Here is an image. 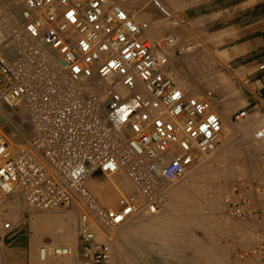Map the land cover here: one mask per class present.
I'll use <instances>...</instances> for the list:
<instances>
[{
    "label": "built area",
    "instance_id": "built-area-1",
    "mask_svg": "<svg viewBox=\"0 0 264 264\" xmlns=\"http://www.w3.org/2000/svg\"><path fill=\"white\" fill-rule=\"evenodd\" d=\"M149 1L173 27L186 24L160 0ZM18 3V22L10 20L0 36V99L24 106L32 132L16 148L0 132V228L10 227L3 212L17 188L38 210L75 205L79 264H112L111 244L98 239L95 226L110 230L154 213L161 184L217 148L223 123L212 107L214 90L192 95L179 87L167 54L174 36L151 39L149 23L115 0ZM245 116L240 110L233 120ZM253 136L264 139V125ZM96 172L124 174L142 200L120 196L116 207L104 206L86 185ZM233 196L231 214L253 212L247 189L236 187ZM39 249L41 259L72 252L67 245ZM247 256L264 263V227L240 254Z\"/></svg>",
    "mask_w": 264,
    "mask_h": 264
},
{
    "label": "rangeland",
    "instance_id": "rangeland-1",
    "mask_svg": "<svg viewBox=\"0 0 264 264\" xmlns=\"http://www.w3.org/2000/svg\"><path fill=\"white\" fill-rule=\"evenodd\" d=\"M125 1L132 9V18L149 23L148 35L151 39L174 36L175 44L168 49L172 67L169 71L177 76L176 83L187 89V93L196 95L208 90L217 92L227 85H233L234 81L241 86L246 85L244 76L229 69L222 54L211 52L202 36L194 33L189 24L173 27L149 0ZM160 1L176 15L181 12L187 16L182 12L184 5H170L164 0ZM20 7L16 0L0 3L1 38L7 34L10 20L18 22L17 11ZM6 8L13 12L10 18L8 15L5 17ZM195 66L199 69L196 70ZM21 109L11 108L0 99V112L6 117L12 113L19 115L18 122L3 116L0 119V127H4V132L10 136H6V140L12 148L26 144L32 132V126ZM256 128H253L252 123L239 126L238 132L234 133V147L226 148L219 143L215 151L199 158L198 165L196 162L174 182L161 184V200L154 213H138L123 227L113 229L112 264H264L256 256L240 257L243 251L255 245L256 231L264 227V179L260 180L264 178V140L254 138L252 134ZM3 129L0 128L2 132ZM189 172H194L195 176H189ZM105 175L108 174L96 172L87 179L86 185L107 206L90 185L91 178L101 182ZM118 175V184L127 182L130 194H119L120 191L113 190L115 207L120 196L132 197L140 202L142 197L135 185L124 174ZM236 187L239 190L247 189L250 209L253 211L250 215L230 213L229 200L234 197L233 189ZM185 189L188 192H181ZM80 211L78 206L35 209L24 201L17 188L5 204L2 222H9L10 227L0 228V250L6 251L10 247L7 245L10 238H22L25 245L22 254L11 256L5 252L6 256L1 257L2 260H11L15 264H43L45 261L38 257L39 248L62 244L72 249L71 255L64 256L69 259L68 264H79ZM68 217L72 223L71 239L65 240L60 234L64 220ZM97 230L102 233L100 229ZM171 231H175L177 236L167 239ZM98 239L102 240V237L99 235Z\"/></svg>",
    "mask_w": 264,
    "mask_h": 264
},
{
    "label": "crops",
    "instance_id": "crops-1",
    "mask_svg": "<svg viewBox=\"0 0 264 264\" xmlns=\"http://www.w3.org/2000/svg\"><path fill=\"white\" fill-rule=\"evenodd\" d=\"M8 1L0 0V3ZM164 1L170 5H184L182 12L187 16L177 13L186 18L191 30L202 36L211 52L223 55L229 69L244 76L245 86L234 81L233 85L214 91L212 102L220 117L224 113L220 145L234 147V133L238 132L239 126L252 123L253 128L258 129L264 125V67L261 68L264 65V0ZM7 11L12 12L10 8H6ZM195 69L199 67L195 66ZM240 110H246V116L234 121L233 115ZM90 182L96 183L92 178ZM7 243L10 247L6 251L0 250V264H15L11 260L3 261L1 257L5 252L11 256L22 254L25 241L17 237L8 239Z\"/></svg>",
    "mask_w": 264,
    "mask_h": 264
},
{
    "label": "bare ground",
    "instance_id": "bare-ground-1",
    "mask_svg": "<svg viewBox=\"0 0 264 264\" xmlns=\"http://www.w3.org/2000/svg\"><path fill=\"white\" fill-rule=\"evenodd\" d=\"M117 3H119L127 12H128V14L129 15H131L132 14V9H130V6H129V4H127L128 2L127 1H125V0H115ZM167 7V6H166ZM131 8H133V7H131ZM200 46V45H199ZM170 49V48H169ZM168 54V57H169V59H170V54L169 53H167ZM171 63H170V60H169V65H170ZM170 68H172L171 67V65L169 66V69ZM170 73H171V75H172V77H173V79L176 81V80H178L177 79V76L175 77V75H174V73L173 72H171V71H169ZM177 82V81H176ZM178 84V83H177ZM179 85V84H178ZM179 87H181L185 92H186V90L184 89V87L182 86V85H179ZM190 91V90H189ZM188 92V91H187ZM189 94V93H188ZM199 94V93H198ZM192 95H195L194 93L192 94ZM212 106H213V104H212ZM19 107H22L23 109H21V110H23V114H24V112H25V108H24V106L23 105H21V106H19ZM215 110V109H214ZM215 111H218V110H215ZM7 113V112H6ZM218 113V112H217ZM219 114V113H218ZM222 114H224V113H221V117L223 116ZM220 115V114H219ZM1 116H3V117H6L5 116V114L3 113V112H0V119H3V118H1ZM19 116V115H18ZM17 115H15V114H9V116H7L9 119H11L12 121H14V122H18L19 121V117H18ZM226 116V115H225ZM6 117V118H7ZM226 118H228V117H226ZM224 119H225V117H224ZM3 121V120H2ZM229 121V120H228ZM2 123H4V122H2ZM6 123V122H5ZM4 123V124H5ZM10 123V122H9ZM227 123V122H226ZM8 126H9V124H7ZM3 126V125H2ZM23 126V125H22ZM1 129H3L2 127H0ZM9 130V129H8ZM11 130V129H10ZM23 131H24V129H23ZM222 131H223V129H222ZM0 132H1V134L3 135V136H5V138H8V137H6V136H9L7 133H5L4 132V129H3V132L0 130ZM255 132V131H254ZM20 133V132H19ZM24 134V133H23ZM15 135V134H14ZM252 135H254V134H252ZM221 136H222V134H221ZM10 137V136H9ZM23 137V136H22ZM253 137V136H252ZM12 138V137H11ZM25 138V137H24ZM10 139V138H9ZM8 139V140H9ZM29 140V139H28ZM262 140H264V139H262ZM10 141V140H9ZM12 141V140H11ZM15 141V140H14ZM28 142V141H27ZM223 143V142H222ZM263 143V142H262ZM16 145H18V143L16 144ZM22 145V144H21ZM227 145V144H226ZM13 146V145H12ZM18 147V146H17ZM261 147V146H260ZM14 148V147H13ZM220 149V148H219ZM215 151V150H214ZM203 157H205L204 155H203ZM202 157V158H203ZM201 158V157H200ZM201 158V159H202ZM199 161H200V159H199ZM205 161V160H204ZM197 165H198V162H197ZM196 165V166H197ZM198 167V166H197ZM195 168V167H194ZM191 169V168H190ZM254 169V168H253ZM252 169V170H253ZM196 170V169H195ZM195 172V171H194ZM194 172H189L190 174H189V176H193L195 173ZM119 173H114V174H108V175H105L104 176V179L101 181V182H96V183H91L90 185H91V187H92V189H93V191L107 204V206L108 207H115V204H113V196H115V194L113 193V190L115 191L116 189L118 190V191H120V193L119 194H121V193H124V194H127V193H129L130 194V191L128 190L129 188H130V185H128V183L127 182H124L123 181V183L122 184H118V182H117V180H118V178H119V175H118ZM248 174V173H247ZM110 175H112V176H110ZM261 175V174H260ZM260 175H258V176H260ZM195 176V175H194ZM91 177V176H90ZM253 177V176H252ZM263 180L264 178H260V180ZM250 180V179H249ZM174 182V181H173ZM172 183V182H171ZM89 184V183H88ZM163 184V183H162ZM264 184V183H263ZM89 186V185H88ZM161 188H162V186H161ZM91 189V188H90ZM163 189V188H162ZM117 191V192H118ZM92 192V191H91ZM116 192V194H118ZM181 192H188L186 189H185V191H181ZM260 192V191H259ZM14 195V194H13ZM140 196V195H139ZM139 202V201H138ZM73 207H75V206H73ZM75 210H77V209H75ZM157 210V209H156ZM138 215V214H137ZM166 217V216H165ZM164 218V217H163ZM132 219V218H131ZM150 219V218H149ZM130 220V219H129ZM129 220H127L126 222H128ZM65 222H64V225H62V227H63V230H62V233L60 234V236H61V238H64L65 240H69V239H71V231H72V223H71V219H70V217H68L66 220H64ZM263 221V220H262ZM126 222H124V223H122V224H120L119 226H117V227H123V225L126 223ZM135 224V223H134ZM97 228L98 229H100L101 231H102V233H100L98 230H97ZM113 229H115L116 230V227L115 228H113ZM113 229H110V230H104V229H102V228H99L98 226H95V230H96V234H97V237L100 235L101 237H102V240H106V241H108V242H110V244H112V234H113ZM119 230V229H118ZM121 231H119V233H120ZM117 236H118V234H117ZM177 236V233H175V231H171V233H170V235L168 236V238L167 239H171V238H175ZM118 238H119V236H118ZM164 239V238H163ZM59 245H62V244H59ZM154 245V244H153ZM58 246V245H57ZM68 246V245H67ZM173 246V245H172ZM70 247V246H69ZM152 247V246H151ZM154 247V246H153ZM71 248V247H70ZM155 248V247H154ZM114 251V250H113ZM157 251V250H156ZM72 253V252H71ZM172 253V252H171ZM69 255H71V254H69ZM69 255H65V256H69ZM54 256V257H53ZM56 256V257H55ZM38 257H39V259L41 260V261H45L43 264H68L70 261H69V259L68 258H64V256H60V255H52V256H48L47 258H45V259H41V257H40V249H39V252H38ZM50 257H53V258H50ZM75 257V256H74ZM77 257V256H76ZM163 257V256H162ZM199 257V256H198ZM160 258V257H159ZM161 259V258H160ZM79 260V259H78ZM163 260V259H162ZM75 261V260H74ZM163 261H165V260H163ZM76 262V261H75ZM124 262V261H123Z\"/></svg>",
    "mask_w": 264,
    "mask_h": 264
}]
</instances>
